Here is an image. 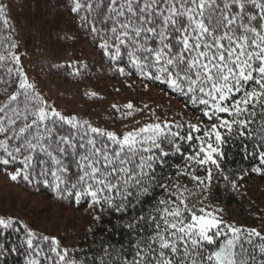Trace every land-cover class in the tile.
Here are the masks:
<instances>
[{
    "label": "snow or ice",
    "instance_id": "obj_1",
    "mask_svg": "<svg viewBox=\"0 0 264 264\" xmlns=\"http://www.w3.org/2000/svg\"><path fill=\"white\" fill-rule=\"evenodd\" d=\"M7 7L0 0L5 25ZM69 10L100 52L101 70L167 89L201 119L120 126L117 119L143 110L129 101L112 105L114 127L96 126L50 104L18 44H0L9 77L0 93V170L68 205L86 204L93 237L112 232L104 220L116 216L126 241L101 239L94 264H264V222L237 225L210 203L220 182L238 190L248 175L223 167L230 144L264 175V0H70ZM54 67L79 77L89 66ZM0 230L23 233L25 264H88L18 217L0 215ZM18 250L0 243V255Z\"/></svg>",
    "mask_w": 264,
    "mask_h": 264
},
{
    "label": "trees",
    "instance_id": "obj_2",
    "mask_svg": "<svg viewBox=\"0 0 264 264\" xmlns=\"http://www.w3.org/2000/svg\"><path fill=\"white\" fill-rule=\"evenodd\" d=\"M3 3L8 5L6 8L7 25L0 19V44L10 42L18 44L22 65L29 80L36 83L49 103L48 86L53 84L58 88L67 85L73 86L70 94H63L65 99L76 97L77 103L80 104L79 109L75 112H69L65 109L63 111L62 107L54 104L63 112L77 114L96 126L111 128L107 124L109 123L108 120L103 123L99 121L101 117L95 119L87 116L89 115L87 105L96 103L100 105L101 102H106V104L109 102L106 117L112 119L114 116H119V113H115L112 109L113 104L122 108L123 105L131 101L135 108L143 110H146L143 107L144 105L148 106L147 109L151 105L157 107V112L154 113L161 119H180L183 117L192 122L201 119L198 110L191 105L186 106V101L183 98L169 93L167 89L149 83L148 88L162 92L166 99L159 98L156 104L150 103L145 98L137 100L136 94L145 90L143 81L136 76L125 78L118 74L114 75L108 71L106 64L101 70V54L86 37L84 31L79 28L78 18L69 10L70 0H3ZM66 36H75L77 39L75 42L65 40L64 37ZM60 47H63V51L59 55ZM43 51L49 53L45 57L39 56ZM33 56H38V58L33 60L32 71L34 76H31L24 66V61ZM74 60L83 61L89 66L79 77L69 75L72 71L71 68L54 67V65L70 63ZM8 79L7 67L0 66V93L5 87L3 81ZM53 80H57V82L52 83ZM116 89H119V91ZM12 90L14 89H10V91ZM88 92H95L96 96L86 95ZM124 95L128 97H124ZM103 110L106 109L103 108ZM240 148L239 143L235 147L230 144L225 148L226 155L229 158L226 159L223 167L226 169L244 168L248 170V175L239 181L240 187L238 190H233L230 185L224 186L223 182H220L212 189L210 203L222 208L224 218L229 222L259 229L261 223L264 222V175L251 171L252 166L256 165L258 161L255 158L243 159ZM0 174L2 177H6L10 184L30 193L40 194L47 202L70 206L78 211H85L87 208L86 204L77 207L56 200L51 192L42 185L37 190L35 186L26 184L23 181H11L3 170H0ZM41 209L40 213L37 214L29 211L24 203L21 205L9 203L6 209L0 208V215L18 217L19 220L27 223L37 231L49 236H56L63 246L68 247L70 251L75 250L78 258L87 260L88 264H94L92 257L100 255L99 242L101 239H104L107 243L117 245L126 241L124 230L116 227L118 224L116 216L105 217L104 220V225H109V222H111L112 232L102 234L101 228L96 231L95 237H93L87 231L92 226L91 215L86 218L82 217L80 222H76V220H79L76 217L69 222L65 220V225L60 230L52 232L41 228L39 225L40 220L48 217L50 213L47 207ZM261 230L264 231V229ZM22 235L23 233L0 230V243L6 244L8 249L13 247L19 249L18 251H6L5 254L0 255V264H25V248L20 242Z\"/></svg>",
    "mask_w": 264,
    "mask_h": 264
},
{
    "label": "rangeland",
    "instance_id": "obj_3",
    "mask_svg": "<svg viewBox=\"0 0 264 264\" xmlns=\"http://www.w3.org/2000/svg\"><path fill=\"white\" fill-rule=\"evenodd\" d=\"M62 49L63 47H60V51L58 52L59 55L62 54L63 51ZM48 53H49L48 51L45 52L43 51L39 56L42 55V57H45ZM36 58H38V56L30 57L29 59L24 61L25 62L24 66L27 69L29 75L31 76H34L32 67L34 64L33 60ZM51 82L55 83L57 82V80L56 81L53 80ZM72 89H73L72 85H67L63 88H58L55 84L48 86L47 96L49 98L50 103H53L58 107H62L63 111L65 110H68L69 112L78 111L80 104L77 103L76 97L73 98L68 97V99H65L64 97L66 94H70ZM63 93H65V95ZM124 97H128V96L124 95ZM136 98L137 100L145 98L149 100L150 103L156 104L157 99L159 98L166 99V96L162 92L156 89L155 90L151 89L149 87L145 90L140 91V93L136 94ZM108 104L110 103L107 102L106 104V102L105 103L101 102L100 105H98V103L88 104L87 113H89V115L87 116L93 117L95 119L101 117L99 119L100 122L104 123V121L108 120L109 123L107 124L110 127H114L115 125L113 123V118L111 119V117H106ZM103 108H105L106 110H103ZM154 108L155 106L151 105V107H149L148 109L146 108V110L136 113L134 117L125 120L117 119L116 124L123 126V124L127 123L131 126V124L134 121H140L141 123L150 122L151 120H154L155 117H157L154 113L157 112V107L155 109ZM9 203H12L13 205H21L22 203H24L25 207H27L29 211L37 214L40 213V211L42 210L41 208L47 207L48 212H50L48 214L49 216L46 218H42L40 220L39 225L41 228H44L52 232H56V230H60V228H62L63 225H65L64 224L65 220L66 222H69L71 219L76 217L79 219L76 220V222L78 221L80 222L82 217L86 218L90 215L86 211L74 210L70 206L61 205L55 202H47L46 199L40 194L30 193L26 190L20 189L15 185L10 184L7 181V178L2 177V175L0 174V208L6 209V207L9 206ZM29 216L31 215L29 214Z\"/></svg>",
    "mask_w": 264,
    "mask_h": 264
}]
</instances>
